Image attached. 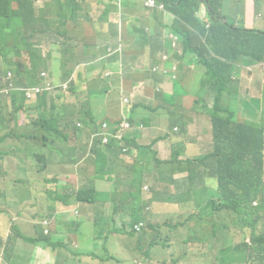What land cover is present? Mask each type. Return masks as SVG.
Listing matches in <instances>:
<instances>
[{
    "label": "crops",
    "instance_id": "crops-1",
    "mask_svg": "<svg viewBox=\"0 0 264 264\" xmlns=\"http://www.w3.org/2000/svg\"><path fill=\"white\" fill-rule=\"evenodd\" d=\"M33 1L34 8L40 9L54 0ZM121 2L122 0H86L94 23L88 28L86 38L80 43L73 42L71 47L82 54L85 45L90 46L89 53L84 55L83 66L87 73L96 76L99 83V88L90 90V94L112 93L121 101L122 97L132 95L130 112L137 127L132 134L133 139L143 145H150L148 150L133 157L142 170L139 191L147 196L143 200L137 198L135 201L141 213V219L137 222L155 221V214L164 216L166 213L182 212L192 202V196H206L205 199L199 198L200 202L194 205L192 215L195 220L171 225L174 232L166 246L178 248L181 252L173 264H218V259L224 255V247L229 244V236L228 239L224 238L229 231L227 226H221L218 233L214 234L213 221L211 219L210 224L207 218L211 201H215L217 209L226 211L219 208L218 203L216 171L219 161L213 139L212 120L206 112L207 107L212 105V90L210 84L202 83V76L208 75V71L198 60L197 32L189 27L191 44L185 47L184 36L174 31L178 18L173 12L143 9L140 0H134V8L129 4L122 6ZM218 11L224 20L230 21L236 27L264 32V0H220ZM196 17L202 22L207 20L204 5L196 12ZM168 30L178 36L176 50L168 41L162 39ZM49 35L53 39L46 40L44 47L38 46L36 39H30V42L34 43L36 49L43 48L48 51L54 40V36ZM163 54L169 55V60L164 64L161 62ZM53 55L57 58L52 59L51 66L41 58L38 75L45 71L49 78L53 76L55 82L59 83L67 78L64 75V57L58 53ZM14 59L20 60L24 66L30 65L29 55L22 43L20 57ZM173 64L177 67V79L174 81L165 77L162 72L163 75H160L157 74L160 71L153 70V67L164 66L171 71ZM159 85L161 87L156 91L155 88ZM61 97L65 106L69 99H74L79 107L72 93L68 92L66 97ZM225 98L240 101L243 108L250 110L247 115L242 113L247 116L246 120L234 116L237 121L258 122L264 126L262 66L257 63H234L230 83L220 102ZM2 100L4 103L1 105L0 115L5 122L0 126V196L5 197V206H0V254L3 253L5 260L12 264H60L64 257L65 244L60 226H67L74 222V217H80L79 225L89 233L84 222H91L95 216L92 202H76L74 192L78 188H84L88 192L86 199H89L91 195L98 197L110 191L111 183L104 180L107 172L112 169L122 176V162L117 160V144L112 143L110 149L97 145L95 159L90 161L86 157L88 150L82 137H76L72 141L74 135L81 130L87 133V137L90 136V127L83 123L84 129L81 125L77 133L70 130L63 133L62 140H58L71 149L69 153L59 152L57 159H54L42 148L44 159L39 162L35 157V141L30 137V134L39 136L38 126L35 124L39 118L37 109L30 104L37 102L45 106L49 101L59 100L46 94L45 100L38 96L27 101L20 95L14 107L10 98L5 97ZM57 107L58 109L51 108L49 111L44 107V116L57 115L67 121L83 116L80 107L77 112L67 115L61 104L57 103ZM47 119L44 117L40 123L46 125ZM96 150H99V154ZM78 156L82 157L79 162ZM42 165L44 169L38 171V167ZM103 182L108 187L99 189ZM144 186L148 189L145 190ZM164 190L175 195V204L166 205L160 202L158 192ZM185 194L188 196L183 199ZM95 202L101 204L99 199ZM112 206L113 204L103 205V208H108V222L111 224V228L106 231L107 235L117 232L116 224H133L128 214L110 215ZM10 215L14 220V231L8 229L11 222L3 219ZM40 216L48 219V226L52 229L50 232L48 230L49 235L43 241H34L43 237L45 227L40 224L43 219H39ZM232 231L238 233L237 230ZM90 233L97 241L104 231L100 228L98 235L90 229ZM218 234L221 236L222 246L215 250L212 243ZM233 241L236 242L237 238ZM17 251L24 252L22 258L12 256ZM83 253L75 252L76 264H80ZM141 263L159 264L149 257Z\"/></svg>",
    "mask_w": 264,
    "mask_h": 264
},
{
    "label": "trees",
    "instance_id": "trees-1",
    "mask_svg": "<svg viewBox=\"0 0 264 264\" xmlns=\"http://www.w3.org/2000/svg\"><path fill=\"white\" fill-rule=\"evenodd\" d=\"M147 1L140 0L143 9L148 8ZM155 1L164 3L166 10L173 12L178 18L175 21L174 31L180 36H184L183 45L185 47L191 44V38L188 36L189 27L196 30L199 39L197 44L198 60L208 71V75L202 76V83H209L215 92L214 104L207 108V114L211 117L213 124V139L217 148L218 161L222 157H227L231 163L228 167H223L219 161L216 171L219 190L218 202L219 208L222 207L227 213L235 215L236 219L234 224H221L219 217L216 216L212 228L214 234L219 231L221 226H227L229 232L230 230L238 231L237 234L233 231L232 239L228 234L229 244L224 247V255L218 259V264H264V182L261 166L264 126L262 123L240 122L234 116L224 118L209 112L219 104L223 92L227 90L233 64L254 63L262 59L264 32L236 27L230 21L224 20L218 11L220 0ZM126 4H129L131 8L136 7L134 0H122L121 5ZM201 5L206 7L207 21L205 22L196 17V12ZM49 16L50 18H48ZM93 23L94 19L86 0H54L40 9L34 8L33 0H0V90H7L3 94V98H10V103L14 107L20 95H23L28 101L38 96L45 100L46 94H49L60 101H51V108L58 109L55 105L57 102L64 107L65 111L66 106L61 97L63 89L61 84L67 83V91L76 97L80 113L83 115L73 121L52 115L47 119L46 125L41 124V119H38L35 124L38 126L39 136L30 134L37 148L35 153L37 160L40 162L44 159L42 148L46 138L62 140L63 133L70 130L76 133L78 129H81L76 126V122L84 123L91 129L90 146L86 153V157L90 161L95 159V147L102 145L103 123L107 124V132H110L109 141L105 143V146L110 149L112 143L117 144V160L122 162L120 167L122 176L120 177V174L112 169L107 172L104 180L111 183L110 191L98 197L91 195L89 199H86L88 192L84 188H78L74 192L76 202L80 204L84 201L92 202L93 210L100 213L104 204H113V206L121 204L113 198L114 190L121 191L128 187V192H131L134 186H139V190L141 189L142 170L133 157L148 150L150 145H143L137 139L135 141L133 139L132 134L135 128L130 112L132 95L125 96L128 98V102L124 104L112 93H89L90 90L99 88L96 76L87 73L83 66L84 55L87 56L90 46L86 44L84 52L79 54L71 47V44L73 42L80 43L86 38L88 28ZM42 32L54 36V40L50 43L51 49L48 51L43 48L36 49L34 43L30 42L31 37ZM168 36L169 33L166 32L162 39L165 40ZM21 43L29 55V66H24L20 60L14 59L20 57ZM54 53L63 55L66 67L64 75L67 78L57 83L53 76L50 78L48 76L52 85L51 91H43L32 98H27L24 89L41 83L38 79V65L41 58L51 66L52 59L57 58L53 55ZM7 72L12 73V78L4 80L3 77ZM163 74L171 81L177 79L172 72ZM3 103L0 101V109ZM109 108L110 111H108ZM220 108L217 107V109ZM3 122L5 119L0 115V126ZM125 122L130 123V128L127 131H122L121 124ZM115 135H120V138H116ZM96 153L99 154V150H96ZM253 162H256L255 168L251 167ZM43 169L44 165L38 167V171ZM138 172L140 173L139 182ZM258 196H260V202L256 207H253L252 201ZM158 198L161 203L166 205L176 203L175 195L169 190L159 191ZM96 199L101 200V204L96 203ZM198 202H200L199 198L196 203ZM211 202L215 204V201ZM136 210L140 213L138 207ZM138 220H132L133 224H135L134 222L139 223ZM193 220L195 217L191 215L190 219L180 223L185 224ZM258 228H260V233H257ZM118 230L122 232V229ZM140 232H136L131 227L129 234ZM137 236L139 238L140 234ZM44 238L34 241H43ZM234 238H237L236 242L233 241Z\"/></svg>",
    "mask_w": 264,
    "mask_h": 264
},
{
    "label": "rangeland",
    "instance_id": "rangeland-1",
    "mask_svg": "<svg viewBox=\"0 0 264 264\" xmlns=\"http://www.w3.org/2000/svg\"><path fill=\"white\" fill-rule=\"evenodd\" d=\"M48 18H50V16ZM30 39H36L38 41L37 45L44 47L46 40H52L53 37L46 32H42L36 34ZM78 49H80V46L78 47ZM42 72H44L48 77V74L45 71H41L39 77H41ZM157 74L163 75L161 72ZM11 78L12 73H10V76H8V72L3 77L4 80H9ZM160 87L161 85L157 86L155 90L157 91ZM61 95L63 97H66L68 95L67 88L63 87ZM30 105L37 109L39 119H43L44 117L50 118L49 114L44 116L43 113L44 107L46 111H49L51 109L52 104L50 101L45 104V106L42 103L37 102L31 103ZM55 105H57V102H55ZM218 106L221 108L217 109ZM78 110L79 107L77 106V103H74V99H69L68 104L65 108V114L67 115L72 112H77ZM249 111V109L243 108L240 101L235 102V100L233 99L225 98L209 112L210 114H216L224 118H227L229 116H238L241 120H246L247 116L245 115L249 114ZM242 113H244L245 115H243ZM81 124V128L84 129L83 123ZM76 125L79 126V124ZM77 132L78 131H76V133ZM80 136L82 137V141L84 144H86L88 150L90 146L91 135L87 137V133L81 130L78 134L74 135L72 141H74L76 137ZM262 143H264V136L262 137ZM102 146H105V144H102ZM75 148H77V146ZM70 150L71 149L69 147L62 145L55 138L54 140H51L50 138L45 139L43 151L49 157L57 159V154L59 152L63 151L64 153H69ZM262 153L263 156L261 158V166L262 180L264 182V148L262 150ZM81 160L82 157L78 156L77 161L79 162ZM219 161L223 167H228L231 164L230 159L227 157H222ZM251 167L255 168L256 162H253L251 164ZM139 178L140 173L138 172V182ZM105 187H108V184L103 182L100 184L99 189ZM187 196L188 195L185 194L183 199H185ZM146 197L147 196L145 194H141V192L139 191V186H134V189L131 192H128V187H125L124 190L121 191L114 190L113 198L115 200H121L124 203L112 206L113 211L110 212V215L114 213L129 214L132 220L141 219L140 213L136 210L137 205L135 203V200L137 198L143 200ZM198 198L205 199L206 196H192V202L189 204L188 208H186L182 212L166 213L164 216L155 214L154 217L157 220H148L144 222V226L141 232L134 233L133 235L129 234L132 227V225H129V223H125V226L116 224L117 232H113L108 235L106 234V231L111 228V224L108 222L109 211L107 207L103 208L100 213L94 211L95 216L91 222H84L86 229H89V233H87L86 230L79 225L81 218L74 217V222L69 223L67 226H60L65 240L63 249L64 257L62 258L60 264H76V251L84 252L80 258V264H136L135 261L145 262L148 257L151 258L152 261H158L159 264H173V262L177 259V257H179L181 252L178 248H168L166 246V244H168L171 233L174 232L171 225L178 222H183L186 219H190L191 215L193 214L194 205ZM0 206H5V197L3 196H0ZM216 216L220 219L219 223L227 222L229 225L235 223V215L217 209L215 205L210 202L207 210V218L210 221V224L211 219L212 221H214ZM41 218H43V216L39 217V219ZM3 219H8L11 222V225L8 227V229L14 231V220L12 219V215H10V217H3ZM98 221H100V225H98ZM100 228L104 230V233L102 234L100 239H97V241H95L94 238L91 237L90 229H93L99 235ZM51 229L52 227L48 226L49 232ZM118 229H122V232ZM49 232L45 235H49ZM235 232L236 231H234V233ZM257 233H260V228L257 229ZM138 234H140L139 238L137 236ZM229 235L230 239H232L234 237L233 231L230 230ZM224 238L228 239V235L225 234ZM1 246L2 244L0 245V247ZM212 246H214L215 250L219 249L222 246L220 234L214 237ZM22 255H24V252L17 251L12 253V256L16 257L17 259L22 258ZM188 259L195 260L191 257H188Z\"/></svg>",
    "mask_w": 264,
    "mask_h": 264
},
{
    "label": "built area",
    "instance_id": "built-area-1",
    "mask_svg": "<svg viewBox=\"0 0 264 264\" xmlns=\"http://www.w3.org/2000/svg\"><path fill=\"white\" fill-rule=\"evenodd\" d=\"M146 6L150 9H159V10H164V4L163 3H158L156 2L155 0H148L147 3H146ZM168 33H169V36H168V40L171 42V45L173 48H176V45H177V36L171 31V30H168ZM169 56L167 54H163L161 56V61L162 63L166 62L168 60ZM176 65L173 64L172 65V68H171V71H168L164 66H161V67H153V70L154 71H160L162 73H165V72H172V73H176ZM176 75V74H175ZM8 76H10V72H8ZM45 76V77H44ZM41 83L39 85H36V86H30V87H27L24 89V94L27 98H32L34 97L36 94H39L43 91H51V83H50V80L49 78L45 75L44 72L41 73ZM64 88H67V83H62L61 84ZM7 90H0V98L3 97V94L6 93ZM128 102V98L127 97H123L122 98V103H127ZM76 124H79V126H81V123L80 122H76ZM77 126V125H76ZM77 126V127H79ZM134 127V125H133ZM130 128V123L129 122H125V123H122L121 124V130L122 131H127L129 130ZM135 128V127H134ZM109 135H110V132H107V124L106 123H103L102 124V144H105L109 141ZM116 138H120V135H115ZM44 224H47V221H44L43 222ZM144 226V223L143 222H139V223H135L133 224L132 228L136 231V232H139L142 230ZM46 232V231H45ZM0 264H9V263H2L1 259H0Z\"/></svg>",
    "mask_w": 264,
    "mask_h": 264
},
{
    "label": "clouds",
    "instance_id": "clouds-1",
    "mask_svg": "<svg viewBox=\"0 0 264 264\" xmlns=\"http://www.w3.org/2000/svg\"><path fill=\"white\" fill-rule=\"evenodd\" d=\"M158 3H162V2H158ZM164 4V3H163ZM148 9H150V8H148ZM151 10H159V9H151ZM160 11H163V12H167V10H166V8H165V5H164V10H160ZM207 21V20H206ZM172 31V30H171ZM173 32V31H172ZM174 33V32H173ZM175 34V33H174ZM176 36H177V34H175ZM165 41H168L169 43H170V45H171V42L168 40V39H165ZM178 36H177V45H178ZM177 45H176V48H177ZM171 47H172V45H171ZM173 48V47H172ZM176 48H173L174 50H176ZM179 53H180V51H178ZM168 55V54H167ZM169 56V55H168ZM168 60H169V58H168ZM167 60V61H168ZM166 61V62H167ZM162 62V61H161ZM165 63V62H164ZM164 63H162V64H164ZM254 63H257V64H259V65H261L262 66V68L264 69V53H263V55H262V59L261 60H259V61H257V62H254ZM248 64V63H247ZM176 71H177V69H176ZM176 74V73H175ZM209 84V83H208ZM229 85V84H228ZM211 86V85H210ZM211 90H212V105L214 104V96H215V92H214V90H213V88H212V86H211ZM225 92V91H224ZM224 92H223V94H224ZM223 94H222V96H223ZM222 96H221V98H222ZM221 98H220V100H219V103H220V101H221ZM3 99V97L2 98H0V101H3L2 100ZM212 105L210 106V107H212ZM210 107H207V108H210ZM206 112H207V109H206ZM134 125V127H135V129L137 128L136 127V125L135 124H133ZM141 126V125H140ZM144 189L145 190H147L148 189V187L147 186H144ZM264 189V188H263ZM219 195V194H218ZM218 201H219V199H218ZM259 202H260V196H258V198H256V199H254L253 201H252V206L253 207H256L258 204H259ZM219 203V202H218ZM226 211V210H225ZM227 212V211H226ZM44 221H47V224H44L43 222ZM48 223H49V221H48V219L47 218H43L41 221H40V224L42 225V226H44L45 228L43 229V237H46L47 235H45V234H47L48 233V229H47V226H48ZM11 231V230H10ZM46 231V232H45ZM102 231H104L103 229H102ZM0 259H1V261H2V263H9L8 261H6L5 260V258H4V256H3V253H1L0 254ZM135 263H137V264H142L141 262H139V261H135ZM9 264H11V263H9Z\"/></svg>",
    "mask_w": 264,
    "mask_h": 264
}]
</instances>
